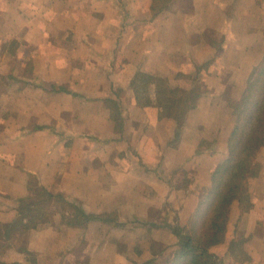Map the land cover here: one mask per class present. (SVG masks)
Returning a JSON list of instances; mask_svg holds the SVG:
<instances>
[{
    "label": "crops",
    "instance_id": "crops-1",
    "mask_svg": "<svg viewBox=\"0 0 264 264\" xmlns=\"http://www.w3.org/2000/svg\"><path fill=\"white\" fill-rule=\"evenodd\" d=\"M158 1L156 12L151 0H0L1 262L149 264L160 258L153 243L173 258V229L228 158L264 59V0H192L188 10ZM139 73L184 89L193 107L163 117L154 84L142 106ZM258 160L253 209L241 215L234 203L212 248L229 264H264V147ZM44 191L54 198L38 227L17 225ZM59 202L97 220L66 225ZM238 240L246 260H230Z\"/></svg>",
    "mask_w": 264,
    "mask_h": 264
},
{
    "label": "trees",
    "instance_id": "trees-1",
    "mask_svg": "<svg viewBox=\"0 0 264 264\" xmlns=\"http://www.w3.org/2000/svg\"><path fill=\"white\" fill-rule=\"evenodd\" d=\"M156 86L158 103L162 105L163 117L181 120L190 110L193 99L184 89H172L166 83L149 78L145 73H139L133 81L137 99L142 106L151 103L149 94L151 85ZM193 102V105L192 103ZM264 147V59L250 76L247 88L238 105L235 126L229 140L228 158L218 165L213 173L212 185L201 198L194 215L184 225L173 229L178 237V249L167 264H229L224 258L212 252V248L226 240L227 226L231 208L234 203L239 206L240 214L249 213L254 203L249 191V183L256 178L261 170L258 160L259 151ZM54 195L44 191L39 195L40 201L29 204V209L22 213L17 225L35 229L38 221L46 216L43 206ZM62 202L65 201L62 199ZM74 223L69 225L85 227L97 217L86 214L81 207L73 204ZM66 224V225H67ZM245 241H233L230 245V257L246 260L247 254L243 246ZM240 254V255H235ZM152 261L149 264H154ZM0 264H5L1 262Z\"/></svg>",
    "mask_w": 264,
    "mask_h": 264
},
{
    "label": "rangeland",
    "instance_id": "rangeland-1",
    "mask_svg": "<svg viewBox=\"0 0 264 264\" xmlns=\"http://www.w3.org/2000/svg\"><path fill=\"white\" fill-rule=\"evenodd\" d=\"M168 2L170 3V4H168V6H171L173 3H178L179 5H180V8H183L184 7V9L183 10H188L187 8H189V6L191 5V3H192V0H168ZM155 6H157V9L159 8V7H161V6H164V3H161V2H159L158 0H151V7L153 8V7H155ZM159 11V9L156 11V12H158ZM153 13H155V11L153 12ZM182 88H184V87H182ZM203 197V196H202ZM201 197V198H202ZM40 201V199H39V197H37V198H35V199H33V202L34 203H38ZM47 203V202H46ZM60 204V207H61V209H62V211L65 209V210H67V211H69V213H70V215H71V213H72V216L75 214V211H74V209H73V207H69V206H67V205H65V204H63V203H61V202H59ZM45 206V205H44ZM44 206H43V208H44ZM72 216H69L68 217V223L70 222V223H72V224H75L74 223V217H72ZM43 219V218H42ZM41 219V220H42ZM40 221V220H39ZM38 221V222H39ZM63 222L65 223V224H67V222H65L64 220H63ZM229 223V222H228ZM68 225V224H67ZM69 226H70V224H69ZM71 226H73V225H71ZM238 241H241V240H238ZM153 246H160L159 247V249L158 250H156V253L159 255V259H156V262L154 263V264H167L169 261H171V259L172 258H170L172 255H171V253L170 252H167V253H165V251L167 250H165V248H163L164 247V245L163 246H161V245H159V244H157V243H153ZM84 247L82 246V249H83ZM82 252L81 253H83V255L84 256H87V257H89V255L88 254H86V252L84 251V250H81ZM235 255H237V254H235ZM238 255H240V254H238ZM237 255V256H238ZM228 259V258H227ZM227 259L225 260V261H227ZM231 259H233V258H231L230 257V260ZM237 259L238 260H240V257L238 256L237 257ZM29 264H36V258L34 257V256H32L31 257V259H29ZM228 263V262H227Z\"/></svg>",
    "mask_w": 264,
    "mask_h": 264
}]
</instances>
